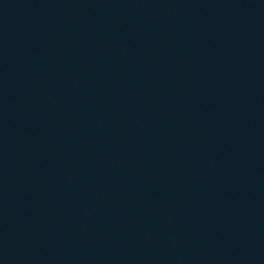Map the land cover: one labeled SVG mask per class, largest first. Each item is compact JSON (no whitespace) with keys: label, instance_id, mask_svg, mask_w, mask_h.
Wrapping results in <instances>:
<instances>
[{"label":"water","instance_id":"1","mask_svg":"<svg viewBox=\"0 0 264 264\" xmlns=\"http://www.w3.org/2000/svg\"><path fill=\"white\" fill-rule=\"evenodd\" d=\"M0 264H264V0H0Z\"/></svg>","mask_w":264,"mask_h":264}]
</instances>
